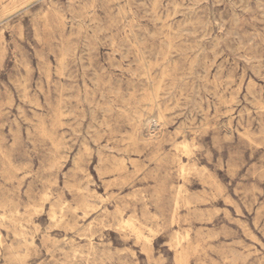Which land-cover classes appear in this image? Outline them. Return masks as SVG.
Returning a JSON list of instances; mask_svg holds the SVG:
<instances>
[{
    "label": "rangeland",
    "instance_id": "rangeland-1",
    "mask_svg": "<svg viewBox=\"0 0 264 264\" xmlns=\"http://www.w3.org/2000/svg\"><path fill=\"white\" fill-rule=\"evenodd\" d=\"M0 59V264H264V0H0Z\"/></svg>",
    "mask_w": 264,
    "mask_h": 264
},
{
    "label": "bare ground",
    "instance_id": "bare-ground-1",
    "mask_svg": "<svg viewBox=\"0 0 264 264\" xmlns=\"http://www.w3.org/2000/svg\"><path fill=\"white\" fill-rule=\"evenodd\" d=\"M160 21V20H159ZM108 49V48H107ZM117 53V52H116ZM256 59V58H255ZM1 60V59H0ZM188 148V147H187ZM184 155V154H183ZM103 204V203H102ZM93 210V209H92ZM94 212V211H93ZM95 213V212H94ZM88 218V217H87ZM59 225V224H58ZM23 247V246H22Z\"/></svg>",
    "mask_w": 264,
    "mask_h": 264
}]
</instances>
